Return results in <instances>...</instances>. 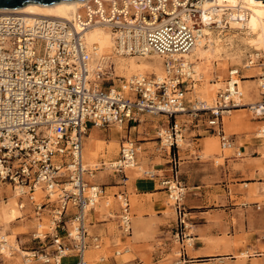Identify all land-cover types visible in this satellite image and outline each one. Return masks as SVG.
<instances>
[{
  "label": "built area",
  "instance_id": "1",
  "mask_svg": "<svg viewBox=\"0 0 264 264\" xmlns=\"http://www.w3.org/2000/svg\"><path fill=\"white\" fill-rule=\"evenodd\" d=\"M204 1L88 0L72 19H30L20 12H0V188L16 189L21 208L27 204L39 222L43 217L49 221L45 239L50 238L51 245L41 254L26 255L28 264L35 257L44 264H64L67 258L73 259L72 264H88L86 249L91 242L102 246L101 237L88 230V213L98 199L109 197L104 185L91 180L96 169L84 163V140L91 127L127 129L141 115H163L171 122L170 146H174L181 130L177 117L209 110L205 130L219 136L223 150L233 147L234 137L224 130L223 112L245 106L236 98L238 80L243 79L240 69H230L226 90L219 92L214 108L196 109L188 105V94L198 82L194 63L174 57L196 45L205 25ZM95 25L108 26L124 53L165 54L166 75L134 76L123 84L97 83L89 76L85 42L86 31ZM39 41L43 54L36 53ZM232 87H236L233 95ZM254 110L264 119V100ZM259 137L264 138V129ZM141 149L137 140L121 142L110 167L123 181ZM162 183L171 194L175 191L176 208L182 212L181 183L173 178ZM117 197L121 226L130 232L129 195L122 191ZM35 236L42 238L38 232Z\"/></svg>",
  "mask_w": 264,
  "mask_h": 264
},
{
  "label": "rangeland",
  "instance_id": "2",
  "mask_svg": "<svg viewBox=\"0 0 264 264\" xmlns=\"http://www.w3.org/2000/svg\"><path fill=\"white\" fill-rule=\"evenodd\" d=\"M223 30L224 35L222 36L233 37L232 42L225 46L226 48L218 57L204 62L202 65L203 80L196 82L193 93L191 91L188 94V105L194 108L196 101H200L199 106L209 103L213 106L219 92L226 88L230 69L239 68L243 76L240 89L243 94L242 104L245 106L230 108L228 110L231 113H223L224 130L235 140L233 147L223 150L219 136L205 131L206 122L210 117L209 110H199L197 116L189 112L177 117L180 131L183 132L186 140L183 147L177 143L174 146H170V143L163 142L162 144L161 132L169 133L170 130L172 134L171 122L163 115H141L140 120L127 129L123 127L119 130L117 126L89 129L84 141V151L87 150L88 154L91 151L95 152L92 156L94 162L88 166L96 169L92 181L104 185L105 189L107 186H117L108 190L107 205L104 198L99 199L100 203H97L95 208L89 212V233L93 236L98 235L102 239V246L95 248L96 251L89 254V264H264L257 260H250L246 252H235V256L226 260H214L202 256L190 258L182 252L184 247L188 249L192 247L189 243L192 237L189 233L191 227L188 226L189 220L185 216L186 196L189 194L185 185L186 178L190 177L199 181L202 172L213 175L214 171L209 165L220 174L228 159L232 165L233 160L249 157L251 153L249 145L253 143L264 145V138L259 137L260 129L264 127V119H260L255 113L252 114L249 109V104L264 100L259 87L260 74L262 73L264 77L263 51L257 47L249 49V40L247 41L242 36L243 30L239 25L235 24L230 28L229 24H226ZM37 50H42V43L38 45ZM258 53L261 55L255 61L257 66L246 67L249 61L253 60L252 57ZM156 57V55H149L144 61L145 65L137 67L139 57H135L137 61L132 60L129 65L125 66L122 65L124 60L120 55L114 56L110 62L111 67L103 76L104 80H108L105 84L113 83V81L121 84L117 76L123 81L128 79L132 72L137 71L136 69L144 71L148 76L163 73L162 58L156 59ZM112 73L116 78L110 79L113 77ZM190 99L192 102L189 101ZM91 134L94 135V142L88 138ZM205 137L209 138L212 145L209 152L211 156H207L204 151ZM125 138L137 140L142 149L137 156V167L126 169L127 179L123 181L120 174L115 172L108 162L105 163V154L108 151V143H116L118 152L112 158L115 160L119 155L120 144ZM170 140L172 141L171 138ZM214 153H216L215 156H213ZM262 153L264 154V149ZM216 157L220 158L218 162ZM159 167L163 170L156 171L155 168ZM155 177L159 178L158 184L156 189L150 191L156 193L144 192L143 186L137 188L135 185L136 181L152 178L154 181ZM166 178L178 180L184 188L181 200L182 207H184L182 212L176 208L175 199L170 197L172 192L162 183ZM123 190L130 198V232H125L120 221V200L117 195ZM5 193L7 196L8 191L6 190ZM3 196L0 191V199ZM5 210L2 213V222L5 223L2 231L4 235L13 236L11 239L14 248L8 246L4 251L1 248L0 264H23L25 255L41 254L51 245L50 238L45 239L49 228L47 217L44 218V224L38 228L34 216L29 211L30 208L24 209V219L19 218L12 222H8L5 218ZM101 220L109 223V229L107 233L96 234V225L92 224L99 223ZM36 232L44 235L42 238H36ZM262 237L264 238V231ZM183 239H186L184 244H182ZM124 248L130 251L124 252ZM119 251L121 253L117 254ZM101 258L105 261H101ZM72 262V258L64 260V264H72ZM30 264L44 263L35 257Z\"/></svg>",
  "mask_w": 264,
  "mask_h": 264
},
{
  "label": "bare ground",
  "instance_id": "3",
  "mask_svg": "<svg viewBox=\"0 0 264 264\" xmlns=\"http://www.w3.org/2000/svg\"><path fill=\"white\" fill-rule=\"evenodd\" d=\"M88 0H69V1H60L57 3L49 4V5H41L36 2H30L25 4L22 7L18 8H8V9H0V12H20L24 14L26 17L32 19L34 17H61L66 19H72L74 18V15L78 12V10L87 2ZM203 9L205 10V16H204V22L205 25L203 26L202 33L199 35L196 45L193 47V49L186 54L183 55H174L175 58L183 57L184 60L187 62L194 63L193 67L196 71V79L198 81L203 80V71H202V65L204 62H209L213 57H218L225 49V46H228L232 42L233 37H226L222 36L226 24H229V27L232 28L235 24L239 25L242 28V36L249 40V49H253L257 47V49L263 51L264 55V1L263 0H205L203 3ZM224 35V34H223ZM250 37V38H248ZM85 42L86 46L88 48V51L90 52V73L89 76L92 79H95L98 82L104 80V75L107 73V70L111 67V60L114 56L120 55L122 57L123 63L122 65H129L132 60H136L135 57H139L137 67H142L145 65V60L148 58L149 55H156L157 58H162V69L163 73L160 74H153L157 77H164L167 73L166 70V62H167V56L165 54H161L159 52L155 51H146L143 53L138 54H129L124 53L122 50H120L117 47L116 43V34H114L111 29L108 26L104 25H95L89 28L85 33ZM42 43L39 41L37 43L36 47V53L43 54L44 50L42 47V50H37L38 45ZM252 55V54H251ZM260 53L254 55L252 57L253 60H250L249 63L246 65V67H255L257 66V63H254L257 61V59L260 57ZM137 61V60H136ZM253 62L254 64H251ZM148 63V62H147ZM134 71L130 74L128 79H131L134 76H143L147 75L144 71L138 70ZM113 78L115 77V74L112 73ZM152 75V76H153ZM262 73L260 74L261 78H259V87L262 90L261 93L264 95V77H262ZM103 77V79H102ZM118 81L123 84V81L121 77L117 76ZM116 80V79H115ZM242 79L238 80L237 89L239 91V96H236L238 101L242 104V97L243 94L240 89V82ZM227 86V85H226ZM195 87V85H194ZM263 87V88H262ZM236 87H232V94L234 93V90ZM226 90V88H225ZM194 91V89H193ZM192 91V93H193ZM190 102L191 99L189 100ZM216 101V99H215ZM259 102V101H258ZM249 104V109L252 114H254V108L257 106V103ZM199 101H196L194 108L196 109H212L215 107V102L213 106H210V103L205 106H199ZM230 110L224 111L223 113H230ZM149 115V114H148ZM256 117V116H255ZM261 119V118H260ZM263 126V125H262ZM118 129H123L124 126L118 125ZM96 128V127H95ZM264 129V127H262ZM169 133L161 132L162 136V144L164 143H171V132ZM260 133V132H259ZM88 138L94 142V135L91 134L88 136ZM85 141V140H84ZM177 143L180 147L185 146L186 140L183 136V132L179 131L177 134ZM87 149V148H86ZM118 146L116 143H108V151L105 154L106 161L105 163H110V160H113L112 158L114 155L118 152ZM95 154V152L91 151L89 154L86 151H84L83 146V158L84 163L86 166H90L93 164L92 156ZM137 167V162L133 164L132 166L127 167L126 169H133ZM94 176H92L93 178ZM91 178V180H92ZM8 191L7 199H4L3 196L0 199V250L1 248L4 249L6 247L14 248V244L12 243V237L11 235H4L3 233V227L4 222L2 219V213L5 210V218L8 222H12L16 219H24L25 211L24 209L30 208V213H32L31 207L26 204L25 208H21L18 203L17 198V190L12 189L11 186H6L5 188H0L1 194L3 192ZM171 198H175V191L173 194L170 195ZM100 203L99 199L96 202ZM95 204V205H96ZM34 216V214H32ZM35 218V216H34ZM44 220V217H43ZM35 223L38 228L44 224V221L39 222L37 218H35ZM187 224V222H186ZM189 226V225H188ZM126 232V231H125ZM3 235H2V234ZM41 232H38L39 235L43 236L44 234H40ZM126 235V234H125ZM90 246L86 249V259L89 264V254H91L93 251H96L94 246V242H91ZM189 243L192 245V239H189ZM124 252H129L130 249L124 248ZM120 252V251H119ZM121 253V252H120ZM26 256V255H25ZM30 259H24L23 264H28V261Z\"/></svg>",
  "mask_w": 264,
  "mask_h": 264
},
{
  "label": "crops",
  "instance_id": "4",
  "mask_svg": "<svg viewBox=\"0 0 264 264\" xmlns=\"http://www.w3.org/2000/svg\"><path fill=\"white\" fill-rule=\"evenodd\" d=\"M208 139L204 138V151L211 156L212 145ZM248 147L251 149L249 157L233 160L232 165L228 159L220 174L209 165L213 175L202 172L199 181L186 178L189 194L186 196L185 216L189 220L193 244L190 249L184 247L182 252L188 257L226 260L235 256V252H246L250 260L264 263V145L253 143ZM216 158L218 162L220 158ZM152 179L136 181L135 185L137 188L143 186L144 192L150 193L159 181L157 177L154 181ZM114 187L117 186H107V192ZM105 201L107 205L108 200ZM108 224L101 220L92 225H96V234H103L107 233ZM185 241L183 239L182 244Z\"/></svg>",
  "mask_w": 264,
  "mask_h": 264
},
{
  "label": "water",
  "instance_id": "5",
  "mask_svg": "<svg viewBox=\"0 0 264 264\" xmlns=\"http://www.w3.org/2000/svg\"><path fill=\"white\" fill-rule=\"evenodd\" d=\"M60 1L69 0H0V9L18 8L30 2H36L41 5H49Z\"/></svg>",
  "mask_w": 264,
  "mask_h": 264
}]
</instances>
